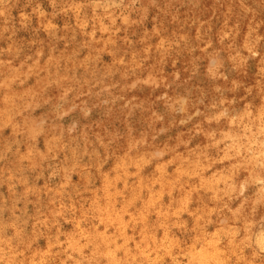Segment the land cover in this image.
Returning a JSON list of instances; mask_svg holds the SVG:
<instances>
[{"label":"rangeland","instance_id":"374dc122","mask_svg":"<svg viewBox=\"0 0 264 264\" xmlns=\"http://www.w3.org/2000/svg\"><path fill=\"white\" fill-rule=\"evenodd\" d=\"M0 264H264V0H0Z\"/></svg>","mask_w":264,"mask_h":264},{"label":"bare ground","instance_id":"6f19581e","mask_svg":"<svg viewBox=\"0 0 264 264\" xmlns=\"http://www.w3.org/2000/svg\"><path fill=\"white\" fill-rule=\"evenodd\" d=\"M196 150H197V149H196ZM194 152H195V151H194ZM195 153H196V152H195ZM195 153H194V154H195ZM198 153H199V152H198ZM121 154H122V153H121ZM192 154H193V152H192ZM199 154H200V153H199ZM189 155L191 156V154H189ZM235 155H236V154H235ZM119 156H120V155H119ZM198 156H199V155H198ZM198 156H197V157H198ZM138 157H139V156H138ZM183 157H184V156H183ZM190 158H191V157H190ZM190 158H189V159H190ZM118 159H119V158H118ZM118 159H117V162H118ZM198 159H199V158H198ZM226 159H227V158H226ZM129 160H130V159H129ZM140 160H141V159H140ZM181 160H182V159H181ZM181 160H180V161H181ZM185 160H186V158H185ZM182 161H183V160H182ZM231 161H232V160H231ZM124 162H125V161H124ZM126 162H127V161H126ZM126 162H125V163H126ZM199 162H200V161H199ZM199 162H198V163H199ZM119 163H120V161H119ZM119 163H118V164H119ZM122 163H123V162H122ZM138 163H139V161H138ZM192 163H194V162H192ZM195 163H196V162H195ZM201 163H202V162H201ZM116 164H117V163H116ZM189 164H190V163H189ZM238 164H240V163H238ZM242 164H243V163H242ZM120 165H122V164H120ZM198 165H199V164H198ZM201 166H202V165H201ZM201 166H200V167H201ZM233 166H234V163H233ZM240 166H241V164H240ZM116 167H117V166H116ZM200 167H199V168H200ZM238 167H239V165H238ZM137 168H138V167H137ZM194 168H195V167H194ZM244 168H246V167H244ZM118 169H119V168H118ZM232 169H233V168H232ZM119 170H120V169H119ZM195 170H196V169H195ZM121 171H122V169H121ZM121 171H120V172H121ZM169 177H170V176H169ZM164 179H165V178H164ZM200 179H201V178H200ZM200 179H199V180H200ZM168 180H169V179H168ZM172 180H173V179H172ZM202 180H203V179H202ZM202 180H201V181H202ZM173 181H175V180H173ZM104 182H105V181H104ZM160 182H161V181H160ZM162 182H163V181H162ZM171 182H172V181H171ZM203 182H204V181H203ZM166 183H167V182H166ZM176 183H177V182H176ZM178 183H179V182H178ZM106 184H107V182H106ZM160 184H161V183H160ZM181 184H182V183H181ZM107 185H108V184H107ZM146 185H147V184H146ZM163 185H164V184H163ZM199 185H201V184H199ZM179 186H180V185H179ZM184 186H185V185H184ZM144 187H145V186H144ZM195 187H196V186H195ZM195 187H194V188H195ZM179 188H180V187H179ZM191 188H192V187H191ZM232 189H233V188H232ZM232 189H231V190H232ZM193 190H195V189H193ZM219 190H220V189H219ZM132 191H134V190H131V192H132ZM180 191H181V190H180ZM183 191H184V190H183ZM187 191H188V190H187ZM185 193H186V192H185ZM183 194H184V193H183ZM183 196H184V195H183ZM187 196H188V194H187ZM212 196H213V195H212ZM147 197H148V196H147ZM184 197H186V196H184ZM215 197H216V196H215ZM133 198H134V197H133ZM130 199H131V198H130ZM149 199H150V198H149ZM180 199H181V198H180ZM214 200H215V199H214ZM144 202H145V201H144ZM144 202H143V203H144ZM146 202H147V201H146ZM127 203H128V202H127ZM143 203H142V204H143ZM144 204H145V203H144ZM206 204H207V203H206ZM144 206H145V205H144ZM209 208H210V207H209ZM229 212H230V211H229ZM232 212H233V211H232ZM231 214H232V213H231ZM236 214H238V213H236ZM234 216H235V215H234ZM236 216H237V215H236ZM229 225H230V224H229ZM217 227H218V226H217ZM217 229H218V228H217ZM224 229H225V227H224ZM94 233H95V232H93V234H94ZM225 233L227 234V232H225ZM93 234H92V235H93ZM96 234H97V233H96ZM96 234H95L94 236H96ZM230 235H231V234H230ZM232 237H233V236H232ZM101 238H103V237L101 236ZM230 238H231V237H230ZM103 239H104V238H103ZM210 239H211V238H210ZM91 240L93 241V238H92ZM91 240H89V242H90ZM95 242H96V241H95ZM103 246H104V245H103ZM96 247H97V246H96ZM225 247H226V246H225ZM8 249H9V248H8ZM102 249H103V248H102ZM108 249H109V246H108ZM114 249H115V248H114ZM116 249H119V248H116ZM98 251H99V250H98ZM111 251H112V250H111ZM111 251H110V252H111ZM224 252H225V251H224ZM107 253H108V252H107ZM125 253H126V252H125ZM94 254H95V253H94ZM91 256H92V255H91ZM97 256H98V255H97ZM124 256H125V255H124ZM220 256L222 257V255H220ZM100 257H101V256H100ZM101 258H102V257H101ZM219 259H220V258H219ZM222 259H223V258H222ZM220 260H221V259H220ZM107 262H108V260H107ZM107 262H106V263H107ZM217 263H218V262H217ZM222 263H223V262H222Z\"/></svg>","mask_w":264,"mask_h":264}]
</instances>
